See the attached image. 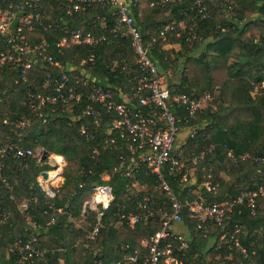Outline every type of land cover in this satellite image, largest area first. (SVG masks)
Instances as JSON below:
<instances>
[{
	"label": "trees",
	"instance_id": "trees-1",
	"mask_svg": "<svg viewBox=\"0 0 264 264\" xmlns=\"http://www.w3.org/2000/svg\"><path fill=\"white\" fill-rule=\"evenodd\" d=\"M49 1L56 4V0ZM150 1L154 2L151 6ZM40 5L43 11L51 13L49 18L54 17L55 7L49 8L46 0H42ZM206 6V15L201 16L195 9H190L189 0H139L135 5L134 19L144 41L154 36L150 51L154 62L162 70L170 67L174 74H178L175 83H168L172 92L196 97L205 89L218 86L213 99L216 109L205 115L210 117L207 141H213L215 149L205 156L198 167L199 174L203 172V167L210 168L213 181L217 182L212 189L202 187V196L206 201L218 202L233 198L242 189L264 178V163L238 157L243 152L264 156V88L252 93L254 87L264 80V0H207ZM96 12L107 14L104 27H94L91 23V17ZM188 15L195 20L194 35H190L191 21L187 20L180 38L170 35L169 43H177L179 48L174 50L173 46H165L156 28L166 22L186 19ZM112 25L113 19L105 6L71 17V26L85 31L108 32ZM41 35V31L35 33L37 37ZM63 49L64 54L57 57L63 62L76 63L93 51L94 62L88 67L101 82L124 86L129 71L123 66L128 63L132 74L138 70L136 55L129 41L119 34L94 46L71 45ZM45 68L40 60L30 68L26 80H21L9 61L1 65L0 145L14 140L31 149L41 147L48 153L63 154L77 167L76 170L64 168L63 182L55 195L49 198L37 181L38 173L49 168L45 159L38 161L35 157H28L25 168L11 155L0 159L3 162L0 179V259H9L16 264V255L8 250V245L27 240L33 234L37 245L47 251L25 264H110L116 261L143 264L147 248L142 240L149 239L161 223L158 218L149 217L146 221L130 225L125 219L118 222L119 214L133 210L144 193L153 194L155 202L151 206L155 208L163 206L169 209V197L164 190L155 188L153 177L144 176L142 172L138 173V179L146 181V186L137 194L127 187L131 179L113 168L119 161V153L128 155L129 151L121 145L117 133L114 136L119 147L104 145L105 122L110 115H104L105 120L98 127L95 139H86L80 134L81 123L90 125V118L81 113L84 103L74 107L72 120L68 111L62 110V104L46 103L43 106L48 117L46 121L36 116L27 126L16 127L14 123L18 118L31 113L27 91H37L35 85L37 89L41 88ZM5 117H8V122L3 121ZM20 130L21 135L18 134ZM194 142L195 148L202 140L198 138ZM95 146L99 148L98 153L92 152ZM228 149L232 150L236 161L227 156ZM57 158L64 161V157ZM221 169L229 170L227 178L219 175ZM105 173L109 178H103ZM166 178L181 202V217L193 234L196 219L184 204L185 197L191 199L193 194L179 186L173 176L166 174ZM103 182L111 184L114 199L104 211L103 225L95 239L88 240L84 235L92 227L95 212L90 209L86 213L90 221L87 228L75 226L70 218L82 214L85 195L95 184ZM23 202L27 204L24 209L21 207ZM257 204L254 213L245 203L236 204L223 225L213 231L216 237L223 230L240 225V244L245 247L246 257L239 248L228 249L224 244L218 253L211 246L209 237L199 235L190 241L184 256L175 249L173 253L182 260L181 264H190L191 261L196 264H256L264 260V197H260ZM58 208L62 210L58 211ZM34 225L46 230L38 233ZM173 244H177L175 239ZM135 248L138 249L136 260L124 261L123 253L132 254ZM208 252L211 253L210 259L206 257ZM158 264L167 263L160 258Z\"/></svg>",
	"mask_w": 264,
	"mask_h": 264
},
{
	"label": "built area",
	"instance_id": "built-area-1",
	"mask_svg": "<svg viewBox=\"0 0 264 264\" xmlns=\"http://www.w3.org/2000/svg\"><path fill=\"white\" fill-rule=\"evenodd\" d=\"M40 1L0 0V41L3 44L0 46V68L4 62L9 61L13 69L18 71L20 79L26 80L30 68L39 60L44 61L46 67L41 88L37 89L35 85L37 91H27L31 113L18 118L14 123L16 127L27 126L36 116H41L42 121H46L48 117L43 111L46 103L62 104V110L68 111L70 120L74 119V107L84 103L81 113L90 118V125L81 123L79 132L86 139H95L98 127L105 120L104 115H110L105 122L104 145L119 147L114 136L117 133L121 145L129 151L128 155L119 153V161L113 170L131 179L127 187L135 194L147 184L146 181L141 182L138 179V173L142 172L144 176L153 177L155 188L164 190L169 197V209L163 206L155 208L151 206L155 202L153 194L144 193L133 210L119 214V221L125 219L130 225L141 220L146 221L149 217H156L161 223L160 228L149 239L142 240V244L147 248L143 264H158L160 258L167 264H181L182 260L173 253V249L184 256L190 241L197 235L209 237L211 246L218 250V253L224 244L228 249L239 248L246 257L245 247L240 244V225L235 224L233 228L216 234V237L213 236V231L215 227L223 225L227 214L236 204L245 203L252 213L256 212L257 200L264 197V178L253 182L251 187L242 189L230 199L209 202L201 194L202 187L212 189L217 185V182L213 181L210 168L203 167V172L199 174L198 167L205 156L215 149V143L207 141L210 136L207 128L210 117L205 115L216 109L213 99L218 86L205 89L196 97L171 91L166 80V68L162 70L151 58L154 36L144 41L134 19L135 5L139 0H58L57 7L63 9L59 21L54 18L45 19V14L39 7ZM189 1L191 10L195 9L201 16L206 15L207 0ZM153 4V1L149 2L150 6ZM102 6L106 7L113 19V25L108 32L69 27L67 15ZM18 11H21V14L18 15L14 26L10 27ZM187 20L191 21L190 35H194L195 20L189 18V15L186 19L166 22L156 28L165 46L170 44V35L177 38L182 36L181 29L185 27ZM106 21V13L96 12L91 17L94 27H104ZM40 31L43 35L35 36V33ZM117 34L129 41L138 67L132 74L128 63L123 66L124 70L129 71L124 86L109 81L101 82L96 74L90 71L88 65H91L95 58L93 51H89L78 63L68 60L63 62L57 57L64 54V47L94 46L102 40H112ZM189 37L188 35L187 38ZM256 86L263 89L264 80ZM3 121L8 122V117ZM18 134L21 135V130ZM198 138L202 143L194 148V141ZM98 151V146L92 149L94 153ZM42 152L38 148L31 149L19 145L14 140L0 145V159L11 155L18 159L22 168L27 167L28 157L42 161ZM57 156L64 157V161ZM227 156L236 161L231 149L227 150ZM238 157L264 163V156L248 152L240 153ZM65 161L67 159L63 154H47L45 162L49 168L42 169L47 172V176L41 174L42 170L37 175L38 185L46 197H53L62 184ZM50 163L55 166H50ZM2 171L3 162L0 161V179ZM166 174L173 176L179 186L193 194L191 199L185 197L184 202L189 214L196 219L193 234L181 217V202L171 190ZM104 175L109 178L107 173ZM87 195L89 199L85 198L84 201L95 210V221L86 238L94 240L98 229L103 225L104 211L114 199V192L110 183L103 182L95 184ZM26 206V202L21 204L22 209ZM61 210L62 208H58V211ZM178 224L184 225L185 231H176L174 227ZM173 239L177 244H173ZM36 241V236L32 234L27 240L8 245V250L16 255V264L32 262L35 257L44 255L47 250L40 248ZM137 252L138 249L135 248L132 254L123 253L122 259L133 262ZM110 264H121V261ZM190 264L196 263L191 261ZM256 264H264V260H259Z\"/></svg>",
	"mask_w": 264,
	"mask_h": 264
},
{
	"label": "crops",
	"instance_id": "crops-1",
	"mask_svg": "<svg viewBox=\"0 0 264 264\" xmlns=\"http://www.w3.org/2000/svg\"><path fill=\"white\" fill-rule=\"evenodd\" d=\"M42 1V0H41ZM41 1H40V3H39V7H40V10L45 14V19L46 20H50V19H52V18H54V19H56V20H60V17L63 15V9H60L59 7H57V1L58 0H56V4H54L53 2L51 3L50 1L48 2V0H46V2H47V5H48V7L49 8H53V7H55V11L52 13L53 14V16L54 17H52V18H49V16H50V14H48L49 12H46V11H43V9L41 8ZM78 13H85V11H81V12H77V13H73L72 15H67V19H68V25H69V27L70 28H72V29H75L76 27H72L71 26V17L73 16V15H77ZM81 15H83V14H81ZM79 28V27H78ZM81 29V28H80ZM40 61V60H39ZM42 61V60H41ZM43 63H44V61H43ZM36 64H38V62L36 63ZM35 65V64H34ZM44 66H45V64H44ZM85 199V198H84ZM86 205H88L87 203H85V201H84V203H83V207H82V214L80 215V216H77V217H75V216H72L70 219L74 222V224H75V226H79V227H83V228H87V227H89V224H90V221L86 218V213L90 210V209H92L90 206H89V208L86 210L85 209V206ZM34 227H35V230H36V232H38V233H42V232H44L46 229L44 228V227H42V226H39V225H34ZM90 231V230H89ZM88 231V232H89ZM87 234H85L84 235V237L86 236ZM0 264H13L9 259H0Z\"/></svg>",
	"mask_w": 264,
	"mask_h": 264
},
{
	"label": "rangeland",
	"instance_id": "rangeland-1",
	"mask_svg": "<svg viewBox=\"0 0 264 264\" xmlns=\"http://www.w3.org/2000/svg\"><path fill=\"white\" fill-rule=\"evenodd\" d=\"M143 5V7L145 6V4L143 3L142 4ZM167 47H169V46H173L174 47V50H177L178 48H179V44H177V43H175V44H168V45H166ZM166 71H165V73H166V80H167V82L168 83H171V84H173V83H175L176 81H177V79H178V74H174L173 72H172V69L170 68V67H166V69H165ZM259 88L257 87V86H255L254 87V90L252 91V93L253 94H255V92L258 90ZM38 149L39 150H42L43 151V149L41 148V147H38ZM67 159V158H66ZM70 168V169H74V170H76V167H77V165L74 163V162H70L68 159H67V161H65V163H64V165H63V171H64V168ZM229 170L228 169H221L220 170V176L221 177H225V178H227L228 176H229ZM103 177L105 178V179H107L108 178V176H106V175H103ZM85 198H87V200L89 199V195H85ZM91 210H93L94 212H95V210L94 209H91ZM94 221H95V215L93 216V222H92V225H93V223H94ZM118 222H120V221H118ZM185 226L184 225H181V224H178V225H176L175 227H174V229L176 230V231H178V230H180V231H185V228H184ZM86 238V237H85ZM206 257L208 258V259H210L211 258V253L210 252H208L207 254H206Z\"/></svg>",
	"mask_w": 264,
	"mask_h": 264
},
{
	"label": "water",
	"instance_id": "water-1",
	"mask_svg": "<svg viewBox=\"0 0 264 264\" xmlns=\"http://www.w3.org/2000/svg\"><path fill=\"white\" fill-rule=\"evenodd\" d=\"M19 14H21V11H18V12H17L16 16L13 18V20H12V22H11L10 27H13V26H14V24H15L16 21H17V17H18ZM47 154H48V151L44 149L43 152H42L41 159L44 160V159L46 158ZM50 166L53 167V166H55V165L52 164V163H50ZM41 174H42L44 177L47 176V172H46L45 170H42V171H41ZM88 208H89V206L86 205V206H85V209L87 210Z\"/></svg>",
	"mask_w": 264,
	"mask_h": 264
}]
</instances>
